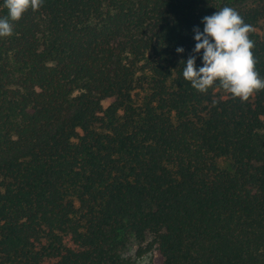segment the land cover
<instances>
[{
    "label": "trees",
    "instance_id": "trees-1",
    "mask_svg": "<svg viewBox=\"0 0 264 264\" xmlns=\"http://www.w3.org/2000/svg\"><path fill=\"white\" fill-rule=\"evenodd\" d=\"M223 7L264 79V0H43L9 19L0 264H134L132 238L149 264H264V89L241 102L182 74Z\"/></svg>",
    "mask_w": 264,
    "mask_h": 264
},
{
    "label": "clouds",
    "instance_id": "clouds-1",
    "mask_svg": "<svg viewBox=\"0 0 264 264\" xmlns=\"http://www.w3.org/2000/svg\"><path fill=\"white\" fill-rule=\"evenodd\" d=\"M43 0H4L8 17L0 18V37L12 35V21H18L31 8L39 9ZM203 32L194 28L196 41L194 52L184 65L182 74L197 91L203 93L216 82L241 102L247 101L256 91L264 89V79L255 70L256 61L252 49L254 41L249 38L251 25L232 8L223 7L211 16L203 18ZM183 53V48H177ZM203 52V66L196 68V55Z\"/></svg>",
    "mask_w": 264,
    "mask_h": 264
},
{
    "label": "rangeland",
    "instance_id": "rangeland-1",
    "mask_svg": "<svg viewBox=\"0 0 264 264\" xmlns=\"http://www.w3.org/2000/svg\"><path fill=\"white\" fill-rule=\"evenodd\" d=\"M110 102H105L104 106L107 107ZM219 167L225 170L230 169L231 162L228 160H221L219 161ZM141 244L137 242L134 238L131 239L127 250L124 254L126 259H131L134 264H149L151 256H155V254H145L143 256H139Z\"/></svg>",
    "mask_w": 264,
    "mask_h": 264
}]
</instances>
